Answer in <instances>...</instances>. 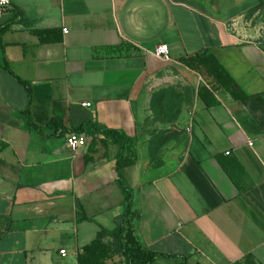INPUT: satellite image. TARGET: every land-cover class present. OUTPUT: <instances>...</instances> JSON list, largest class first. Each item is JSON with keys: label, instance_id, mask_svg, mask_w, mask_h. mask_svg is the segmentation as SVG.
Returning a JSON list of instances; mask_svg holds the SVG:
<instances>
[{"label": "crops", "instance_id": "0c3cea01", "mask_svg": "<svg viewBox=\"0 0 264 264\" xmlns=\"http://www.w3.org/2000/svg\"><path fill=\"white\" fill-rule=\"evenodd\" d=\"M206 51L231 88L183 62ZM89 121L134 139L122 175L154 264H264V0H13L0 26V264H80L99 234L114 243L119 147L102 133L67 144Z\"/></svg>", "mask_w": 264, "mask_h": 264}, {"label": "trees", "instance_id": "16d2710c", "mask_svg": "<svg viewBox=\"0 0 264 264\" xmlns=\"http://www.w3.org/2000/svg\"><path fill=\"white\" fill-rule=\"evenodd\" d=\"M191 68L201 71L204 67L213 75L217 83L222 86L231 88L235 81L225 71L223 66L217 59L209 52L196 53L195 55L183 59ZM88 133L91 135L105 134L112 143L119 147L117 170L119 181L125 192V212L123 213L117 228L113 231L115 241L112 245H106L102 242V237H98L92 241L91 244L85 247V254L79 257L80 264H105L108 260L112 259L119 253L125 261L129 264H154L155 261L161 256L159 252L153 251L145 247L135 234L133 219L135 217L132 212V199L133 192L130 186L125 182L122 175V168L125 166L133 165L136 161V155L133 152L128 154L131 144L134 139L125 135L118 129L107 128L95 122H85L77 129L71 130V133Z\"/></svg>", "mask_w": 264, "mask_h": 264}, {"label": "built area", "instance_id": "2783aa9c", "mask_svg": "<svg viewBox=\"0 0 264 264\" xmlns=\"http://www.w3.org/2000/svg\"><path fill=\"white\" fill-rule=\"evenodd\" d=\"M13 0H0V26H1V19L6 11L12 4ZM157 55L163 57L164 59H169L168 55V45H162L157 49ZM84 106H91L90 102L82 103ZM67 144L73 149L76 150L80 147H84L87 144L86 138L79 133H70L67 137ZM62 254H66V250H61Z\"/></svg>", "mask_w": 264, "mask_h": 264}, {"label": "rangeland", "instance_id": "374dc122", "mask_svg": "<svg viewBox=\"0 0 264 264\" xmlns=\"http://www.w3.org/2000/svg\"><path fill=\"white\" fill-rule=\"evenodd\" d=\"M178 141H179L180 144H182V142H183V137H182V136H179ZM180 146H181V145H179V148H180Z\"/></svg>", "mask_w": 264, "mask_h": 264}]
</instances>
